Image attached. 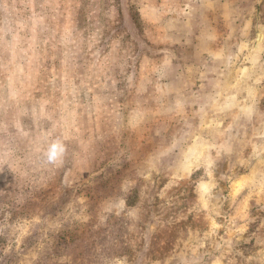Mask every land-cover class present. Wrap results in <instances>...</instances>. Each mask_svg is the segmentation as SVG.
<instances>
[{"label":"rangeland","instance_id":"374dc122","mask_svg":"<svg viewBox=\"0 0 264 264\" xmlns=\"http://www.w3.org/2000/svg\"><path fill=\"white\" fill-rule=\"evenodd\" d=\"M188 1L0 0V264H264V0L209 3L218 17ZM216 18L248 57H208L221 93L187 92L181 38ZM244 61L238 99L221 79ZM190 93L204 105L180 106ZM56 139L61 166L43 156Z\"/></svg>","mask_w":264,"mask_h":264},{"label":"crops","instance_id":"0c3cea01","mask_svg":"<svg viewBox=\"0 0 264 264\" xmlns=\"http://www.w3.org/2000/svg\"><path fill=\"white\" fill-rule=\"evenodd\" d=\"M219 1L222 2L224 0H219ZM200 2H202V3H200L199 5L197 4V6L202 8L200 10L205 11V12H207V10L210 11L211 10L210 8H212L213 6L217 5V0H200ZM183 3H186V5L189 6V4H188L189 1L188 0H185V1L182 0V4ZM209 3H211V7L210 8H208ZM202 4H207V7L202 6ZM208 14L210 15V17H218L217 14H216V11H214V9H212V12L210 11ZM231 16L233 18H238L234 14H230V17ZM210 19L208 17H203L200 25L199 24L195 25V24H192L193 23L192 21H188V24L190 26H192L190 28L193 29L191 31H188V33L196 32V30L199 29V28L201 29L203 27V23L204 22H210ZM243 20H244V18L242 20H240L238 23L236 21L233 22L234 27L237 30H238L239 26H241V24L243 23ZM222 22H223V20L222 21H219V20L217 21V18H216L215 22L210 23L209 29L211 31V34L208 35L206 39L205 38L204 39H200L198 37L193 38L194 40H190L189 38H191V37H182L181 38V39H184V41H182L183 43H192L193 45H195V47H196L195 52H196V57H197V61L196 62L200 66L199 76H198L199 78L196 80L195 85H193V86H189L188 85L190 88L187 87L186 84L183 86V89H185L187 92H189V91H191V92H195L196 91L197 92V91H199V86H201L200 88H201V90L204 93H205L206 89H208L210 92H215L218 95L221 93L219 91V88H218V86H220V84H218L217 82H216L215 87H213L211 90L209 89V86H207L206 84H207V81H209L210 78H214V77L216 78V75H215L216 73L218 74L219 72H221L220 75L222 74V75L225 76V73L228 74V72H227V70H225L226 67L220 68V67H214L213 66V69L209 70V66H207V64H206L207 61L209 60L208 57H213L214 60H219V57H221L220 54L225 53L226 62L224 63V66H230V64H232V63H229V61L231 60V61L235 62L234 60L236 59V57H238L240 59L242 57L243 58L248 57L247 54H246V51H243V49L239 48L240 44L245 46V43H247L248 37L245 36L246 32L244 30L241 31L240 32L241 34L239 36V35H236L235 33H233V31L230 32V29H227V30L224 31L226 33V35H225L224 32H222L223 34L219 36L217 31H219L220 24ZM189 25H187V26L189 27ZM212 30H214V34H213ZM212 34H213V37L211 38ZM214 36H215V38H214ZM235 39H237L238 41L236 42V50L233 51V49L235 47ZM229 44L233 45V46L230 48L228 46ZM202 45H205V48H201ZM226 45H227L228 48H226ZM256 64H260L259 61H257ZM239 65H242V67H239V69L237 71H234L235 68H233V70H231L233 72L234 77H235L234 80L231 83L230 82L226 83L223 80V78H225V77H222V79H221V84L222 85L220 87L221 90L223 89V87L225 89H229V93H232L234 95L236 94L238 99L240 98L238 96L240 94V92L243 91L242 95H244L245 92L248 93V92L251 91V89H246L245 83H247L248 80H250L251 70H254V68L251 66V64L250 63H246L245 61L242 62V63H239ZM263 68H264L263 65H259L258 72H257L258 75L261 74ZM215 70H217V72ZM247 76H249V77H248V79L245 80V77H247ZM163 84L167 88L170 85V83H167V82H163ZM203 86H204V89H202ZM185 90H183V91H185ZM189 96L191 97V99H190ZM192 98H193V95H191V93L188 94V96L185 95L184 102L182 101L180 106H182L183 108L187 109V108H190V107H201V106L204 105V103H203L204 100H205L204 99V95L196 96L194 100H192ZM220 100H222V99L220 98ZM191 102H193V103H191ZM43 148L44 147H43V143L42 142H35L34 141V144H32L29 147V151L28 152L26 151V152L23 153L19 149L20 153L18 154L19 150H17L14 153V155L16 157L12 156L11 164H13V162H16L15 159H18V163H20V160L21 161H25L26 156H27L28 153L31 155L34 152L37 155L38 150L43 151ZM23 150H26V149H23ZM63 162L66 163V155L63 158ZM63 162H62V164H60V166L64 164ZM79 162H80V165H79V168H77V171H78L77 180H80L82 175L85 172L84 171L85 169H83L84 165H86V173L88 171H90L89 170L90 165H89V156H88V154H86V162H84V161H79ZM72 168H74V167H72ZM63 169H64V171H67L70 168H68L67 170H65L66 168H63ZM11 171H12V168L9 169V172H11Z\"/></svg>","mask_w":264,"mask_h":264},{"label":"clouds","instance_id":"9594fccd","mask_svg":"<svg viewBox=\"0 0 264 264\" xmlns=\"http://www.w3.org/2000/svg\"><path fill=\"white\" fill-rule=\"evenodd\" d=\"M67 152V146L61 139H56L47 145L43 153L47 164L55 166L63 161Z\"/></svg>","mask_w":264,"mask_h":264}]
</instances>
